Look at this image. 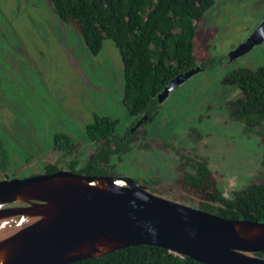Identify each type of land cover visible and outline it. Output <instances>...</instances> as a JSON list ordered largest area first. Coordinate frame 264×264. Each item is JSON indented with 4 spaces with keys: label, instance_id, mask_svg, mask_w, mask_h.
Returning a JSON list of instances; mask_svg holds the SVG:
<instances>
[{
    "label": "rangeland",
    "instance_id": "obj_1",
    "mask_svg": "<svg viewBox=\"0 0 264 264\" xmlns=\"http://www.w3.org/2000/svg\"><path fill=\"white\" fill-rule=\"evenodd\" d=\"M263 20L264 0H217L194 44L197 67L210 65L170 93L156 119L140 130L139 144L110 166L117 172L131 167L139 181L156 180L162 197H182L179 202L195 208L198 198L176 183L184 157L208 160L227 198L261 180V137L231 118L228 106L242 93L222 79L239 68L264 66V43L233 63L228 57ZM124 86L123 61L112 40L93 56L77 27L56 17L50 0H0V137L12 161L7 174H44L47 161L56 159L62 170L72 160L85 165L94 151L86 128L97 116L119 120L120 134L132 123ZM57 133L76 143L73 157L52 153Z\"/></svg>",
    "mask_w": 264,
    "mask_h": 264
},
{
    "label": "trees",
    "instance_id": "obj_2",
    "mask_svg": "<svg viewBox=\"0 0 264 264\" xmlns=\"http://www.w3.org/2000/svg\"><path fill=\"white\" fill-rule=\"evenodd\" d=\"M217 0H50L56 17L77 27L93 56H98L106 40L119 50L124 66L123 103L132 123L119 132V120L97 116L86 128V140L96 148L88 162L79 167L71 161L68 169L81 175L108 176L110 164L122 160L132 151L131 133L138 120L148 117L149 125L157 116L158 97L180 74L197 68L195 38L206 14ZM210 65V64H209ZM205 67L206 64L204 65ZM208 68V67H207ZM224 86L237 87L242 96L228 108L233 120L242 123L248 133L261 137L264 148V66L239 68L222 79ZM53 147L65 157L78 149L73 139L57 133ZM183 166L180 183L200 198L196 208L226 219L264 223V154L261 180L234 191L230 198L222 193L207 162L196 161ZM12 167L11 155L0 137V176ZM57 164L45 166V174L58 171ZM150 192L159 194L150 185ZM5 233L0 234V240ZM264 259V252L254 255ZM73 264H201L192 258L174 254L164 248L133 246L112 254Z\"/></svg>",
    "mask_w": 264,
    "mask_h": 264
},
{
    "label": "water",
    "instance_id": "obj_3",
    "mask_svg": "<svg viewBox=\"0 0 264 264\" xmlns=\"http://www.w3.org/2000/svg\"><path fill=\"white\" fill-rule=\"evenodd\" d=\"M264 42V20L229 54L233 62ZM178 75L158 100L203 71ZM148 121L140 120L134 130ZM27 207L6 208L12 204ZM39 218L0 241V264H73L122 249L164 248L201 264H264V223L226 219L149 192L133 179L70 171L0 181V221Z\"/></svg>",
    "mask_w": 264,
    "mask_h": 264
},
{
    "label": "flooded vegetation",
    "instance_id": "obj_4",
    "mask_svg": "<svg viewBox=\"0 0 264 264\" xmlns=\"http://www.w3.org/2000/svg\"><path fill=\"white\" fill-rule=\"evenodd\" d=\"M261 25V24H260ZM264 43V42H263ZM262 43V44H263ZM261 44V45H262ZM260 46V45H259ZM257 47V46H256ZM255 47V48H256ZM247 55V54H246ZM238 60V59H237ZM236 61V60H235ZM234 61V62H235ZM229 63H233V62H229ZM206 66L208 67L209 66V63H207L206 64ZM201 67H203L204 68V70L205 69H207V67H205V66H201ZM203 70V71H204ZM169 98V97H168ZM140 120H142V119H140ZM140 120H138L137 121V123L140 121ZM149 121H147V123H148ZM137 123H136V125H137ZM147 123H145V124H143L141 127H139L138 129H136V130H134V128L136 127V125L134 126V127H132L131 128V133L132 134H136L137 136H134V138L131 140L132 142H131V147H132V149L134 148V146H136L137 144H139V137H138V134H139V132H140V130L141 129H144L147 125ZM124 136L125 135V131L123 132V134H121V136ZM125 137V136H124ZM92 145V144H91ZM93 146V148H94V150L96 149L95 147H94V145H92ZM57 153V151L54 149V147H53V151H52V153ZM94 153V151L92 152V154ZM131 152H129V154H130ZM57 154H59L60 155V157L63 159V160H65V159H67L68 157H65V156H63L61 153H57ZM126 156V155H125ZM124 156V157H125ZM123 157V158H124ZM50 156H48V159L47 160H50ZM196 161H200V162H204V161H206L207 162V164H208V166L210 167V169L212 170V172H214V176H215V178L217 179V175H216V173H215V170H214V168L212 167V165L208 162V160H206V159H204V158H199V157H197V156H187V157H184L183 158V165L181 166V169L183 168V166L185 167V169H189L190 168V165L189 166H187V163H190V162H192V163H196ZM57 164V166H58V159H56L55 161H54V163H51V160L50 161H47V164L46 165H49V164ZM45 165V166H46ZM111 165V164H110ZM109 165V166H110ZM44 169H45V167H44ZM58 171H70L69 169L68 170H62V169H60L59 167H58ZM130 169H132L131 167H124L123 168V170L122 171H116V168L114 169V167L112 168L111 166H110V172H113V175H108V176H111V177H116V178H129V179H133L134 181H136L137 183H139L140 185H142V186H144L149 192H150V190H149V186H148V182L149 181H156V180H154V179H144V180H141L140 179V181L137 179V178H135L134 177V173H132L131 171H128V170H130ZM57 171V172H58ZM149 171V170H148ZM71 172V171H70ZM129 172H131L132 174H134L133 176H132V174L130 175V173ZM45 174V173H44ZM181 174H182V172H181ZM38 175H42V174H38ZM7 176H9L10 177V179H13V178H15L14 177V175H9V174H7V173H3V179H2V177L0 178V181H2V180H4ZM34 176V175H33ZM136 176V175H135ZM182 178V175L179 177V179L177 180V185H178V187L180 188V191H184V192H186V193H188V196L190 195V196H195L196 198H200V196H198L195 192H190V191H187V190H185L184 189V187L182 186V184L180 183V179ZM217 182H218V179H217ZM153 189L156 187V185L154 184V185H150ZM152 193V192H151ZM154 194V193H153ZM155 195H158V194H155ZM184 195H186L185 193H184ZM159 196H161L162 197V195L161 194H159ZM186 198H187V195L185 196ZM165 198V197H164ZM182 197H179V199H181ZM166 199H169V200H172V201H177V202H179L180 200L175 196H172L171 198H166ZM179 200V201H178ZM181 203V202H180ZM182 204H184V203H182ZM27 206H29V204H24V203H18V204H12V205H9V206H6V208H20V207H27ZM39 220V218H22V217H20V216H14V217H11V218H9V219H5V220H2V221H0V233H7V236L6 237H4L3 239H5V238H8V237H10V236H12V235H14L15 233H17L18 231H20L21 229H23V228H25V227H27V226H29V225H32L33 223H35V222H37ZM3 239H1V240H3ZM0 240V241H1Z\"/></svg>",
    "mask_w": 264,
    "mask_h": 264
}]
</instances>
